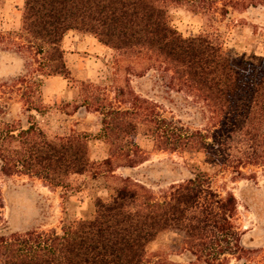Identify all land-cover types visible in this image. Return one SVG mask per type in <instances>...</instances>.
I'll use <instances>...</instances> for the list:
<instances>
[{
  "label": "trees",
  "instance_id": "16d2710c",
  "mask_svg": "<svg viewBox=\"0 0 264 264\" xmlns=\"http://www.w3.org/2000/svg\"><path fill=\"white\" fill-rule=\"evenodd\" d=\"M167 1L175 0H24L20 31L0 30V42L9 39L16 44L0 50L33 49L41 55L35 69L43 70V77L71 80L63 47L69 31L91 35L118 53L145 58L146 71L139 76L155 71L165 89L185 91L203 102L198 108L201 120L206 111L210 120L205 132L167 120L160 115L159 103L136 93L126 79L124 86L115 88L113 98L100 85L80 82L83 99L75 111L99 113L102 135L111 146L101 161L91 159L86 137L75 133L48 137L32 121L18 127L6 123L0 131V174L5 177H36L65 194L84 190L82 176L97 180L106 174L117 183L104 184L105 197L91 196L89 216L64 217L59 230L39 226L19 230L0 221V264H185L148 256V245L165 232L180 237L186 264H228L229 257L241 261L254 251L244 245L242 232L233 224L234 195L211 189L204 174L170 183L161 196L129 176L148 159L132 140L140 125L147 127L159 150L210 148L238 167L264 164V56L239 66L230 49L207 35L184 36L171 24ZM223 2L221 16L229 7L264 5V0ZM35 92L40 97L38 87ZM26 110L41 108L34 104ZM232 148L240 155L228 156ZM118 168L122 175L114 173Z\"/></svg>",
  "mask_w": 264,
  "mask_h": 264
},
{
  "label": "rangeland",
  "instance_id": "374dc122",
  "mask_svg": "<svg viewBox=\"0 0 264 264\" xmlns=\"http://www.w3.org/2000/svg\"><path fill=\"white\" fill-rule=\"evenodd\" d=\"M222 3L223 0H206L203 4L199 0L169 1L168 16L171 24L184 36L202 33L230 49L237 65L257 63L264 56V5L246 10L229 7L228 13L221 16L218 9ZM23 4L24 0H0V30L20 31ZM5 36L9 37L8 34ZM83 36L69 31L64 38L66 65L75 70L74 74L71 72L70 81L61 76H41L43 70L35 69L41 55L37 56L33 49L28 51L24 47L19 53L0 50V131L6 123L18 127L32 121L48 137L75 133L86 137L91 159L101 161L108 156L111 146L102 135L99 113H86L84 109L75 112V106L83 99L80 82L100 85L107 96L113 98L115 88L124 86L126 79L136 93L159 103L161 117L190 130L205 132L204 129L210 126L209 113L206 111L205 119L201 120L198 111L204 103L192 94L165 89L153 70L139 76L146 71L148 61L145 58L121 54L102 44L103 48L99 50H85L79 43ZM15 40L25 43L23 39ZM15 45L9 39L0 42L1 47L9 49ZM85 45L90 46L88 42ZM26 64L31 65L30 69H24ZM37 87L40 97L35 92ZM23 90L26 91L24 96L21 95ZM34 104L41 108L40 112L26 110L27 105ZM132 140L148 159L130 170L129 176L146 185L156 196H161L170 183L193 177L198 172L205 175L211 189L217 193L231 192L236 201L233 224L242 232L244 245L254 251L241 261L229 257L228 264H242L243 261L264 264V164L238 167L210 148L159 150L153 146L144 125L139 126ZM236 150L230 149L231 155H227L239 156ZM228 156L227 159H232ZM114 173L123 174L120 168ZM79 181L84 187L82 192L65 194L64 189L50 188L36 177L0 174L1 223L7 221L13 229L19 230L30 226L59 230L64 217L89 216L93 210L91 196L105 197L104 184L117 183L106 174L97 180L82 176ZM179 248L180 237L176 233H161L148 245V256L186 264ZM193 264L203 263L196 261Z\"/></svg>",
  "mask_w": 264,
  "mask_h": 264
},
{
  "label": "crops",
  "instance_id": "0c3cea01",
  "mask_svg": "<svg viewBox=\"0 0 264 264\" xmlns=\"http://www.w3.org/2000/svg\"><path fill=\"white\" fill-rule=\"evenodd\" d=\"M66 37V36H65ZM64 37V38H65ZM82 39L80 40V44H83V47H84V49L85 50H91V48H94V49H100V47H102V45L97 41V40H95V38L93 37V36H91V35H84L83 37H81ZM63 42H64V40H63ZM86 42H88L89 44H90V46L89 47H86ZM103 48V47H102ZM70 70V73L72 72L73 74L75 73V70H73V69H69ZM78 111V110H77ZM77 111H75V112H77ZM87 113V112H86Z\"/></svg>",
  "mask_w": 264,
  "mask_h": 264
}]
</instances>
